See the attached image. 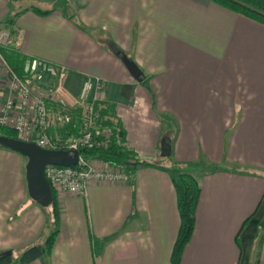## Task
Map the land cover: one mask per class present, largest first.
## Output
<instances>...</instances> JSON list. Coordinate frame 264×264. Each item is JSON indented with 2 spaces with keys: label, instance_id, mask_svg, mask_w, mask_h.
Instances as JSON below:
<instances>
[{
  "label": "crops",
  "instance_id": "obj_1",
  "mask_svg": "<svg viewBox=\"0 0 264 264\" xmlns=\"http://www.w3.org/2000/svg\"><path fill=\"white\" fill-rule=\"evenodd\" d=\"M0 27L12 31L11 49L24 62L58 67L49 92L66 106L86 79L101 80L94 108L135 159L152 163L126 171V182L90 181L83 196L56 194L45 262L172 264L179 216L170 170L202 157L213 168L190 170L199 192L177 264H264V25L210 0H0ZM49 112L58 123V111ZM3 157L0 150V253L39 240L44 226L33 200L25 213L13 211L17 203L6 209L17 194L2 191ZM6 210L19 227L9 239Z\"/></svg>",
  "mask_w": 264,
  "mask_h": 264
},
{
  "label": "built area",
  "instance_id": "obj_2",
  "mask_svg": "<svg viewBox=\"0 0 264 264\" xmlns=\"http://www.w3.org/2000/svg\"><path fill=\"white\" fill-rule=\"evenodd\" d=\"M12 36L5 28H0V47L10 46ZM0 62L6 77L7 92L0 103V126L11 128L17 139L34 142L45 149H73L105 147L111 138L117 146H122L120 134L110 125L97 122L99 110L94 108V102L103 98L102 82L99 79H86L80 88L73 106L81 110L76 118H72L68 108L60 105L57 109L58 124H69L71 131L61 138L50 133L57 123L52 120L46 106L48 99L40 88L38 82L41 76L54 75L48 71L44 64L24 62L23 72L17 75L13 72L0 55ZM39 66L40 68H37ZM43 66L45 73L42 72ZM50 74V75H49ZM45 81V79H44ZM59 100H55V102ZM60 103H62L60 101ZM97 126V127H96ZM44 176L51 190L57 195L70 193L74 195L85 194L86 185L90 181L126 182L128 175L122 167L106 162L88 159L80 156L73 166L45 165Z\"/></svg>",
  "mask_w": 264,
  "mask_h": 264
},
{
  "label": "trees",
  "instance_id": "obj_3",
  "mask_svg": "<svg viewBox=\"0 0 264 264\" xmlns=\"http://www.w3.org/2000/svg\"><path fill=\"white\" fill-rule=\"evenodd\" d=\"M210 1L234 13L240 14L264 25V0ZM31 10L38 15H45L51 11L50 9L41 10L37 7H31ZM22 11L23 10L15 12L6 18L3 21V25L7 28H10L15 17ZM9 32L11 33L12 31ZM0 55L13 72H15L17 75L22 74L24 60L17 52L11 49V46L0 47ZM68 110L71 112V116L74 119L78 116L81 108L79 106H73L68 107ZM98 110L100 112L101 108ZM103 110H106V107ZM104 115L105 114H101V116L99 115V120L97 122L108 125L110 122L107 119H104ZM56 127L57 134L55 131L50 133L61 138H65L67 136V131H71L70 125L68 123H57ZM64 134H66V136L62 137ZM0 135L16 138L15 133L11 128L3 126H0ZM78 152L80 156L84 158L100 160L114 166L122 167L126 171H131L135 167L152 165L151 162L135 159L131 155L130 151L114 144L111 138L107 141L105 147L78 148ZM170 180L176 193V207L179 216V227L171 250L170 261L172 264H177L180 252L183 246L187 243L192 232L194 221L193 210L197 200L199 188L194 177L189 172L174 173L173 175H170ZM47 206L50 207L52 222H56L58 219V206L56 193L53 190H51V202ZM56 233L57 231L55 229H51L42 243H35L34 245L26 247L15 257H13V252H9V254H0V264H29L34 259L41 260L42 264H48L44 261V259L50 252Z\"/></svg>",
  "mask_w": 264,
  "mask_h": 264
},
{
  "label": "rangeland",
  "instance_id": "obj_4",
  "mask_svg": "<svg viewBox=\"0 0 264 264\" xmlns=\"http://www.w3.org/2000/svg\"><path fill=\"white\" fill-rule=\"evenodd\" d=\"M36 62H37V60L34 61V63H36ZM29 64H30V60H28V65ZM44 66H45V63H44ZM44 66H43L44 71H42V72L45 73V67ZM37 68H40V67L37 66ZM46 69L48 71H51L54 74V76H52V75L47 76V82H46V78H44L45 76L43 75L39 78L41 80H39L38 82H40V86H41L40 88H42L43 93L48 98V99H46V102H48V104H46V106L48 107V110H55L60 105H63V107L66 106L64 102L61 101L62 103H60V99H62L60 95L55 98L54 94H50V92H49V91H51L50 89L55 85V82L52 81L53 80L52 78L55 76L57 77V75L60 72L58 67H56L52 64H48ZM1 76H2V78H0V103L2 102V100L4 99V97L6 95V93H4L5 85H6V77L4 76V71L2 69L1 62H0V77ZM44 79H45V81H44ZM52 97L55 98L54 100H59V102L58 101L55 102L54 100H51L50 98H52ZM94 103H96V102H94ZM65 108H68V106H66ZM159 120L161 121L163 127H166L167 124H168V127H171V125H172L171 122H168L165 119V117L159 116ZM121 147L125 148L124 145H122ZM0 150H1V154L4 156L3 161H2V174H1L2 175L1 176L2 177V191L7 194L8 189H10L9 192H11L12 194L13 193L17 194V199L16 200L13 199V201H11V203H9V206L6 209L7 210L10 209V207L12 205L17 203L15 208L13 209V211H19V213H20V210L23 209L22 212L25 213V212H27L26 210H27L28 204L31 202L30 197L27 195V191L25 194L26 197H24V199H22V197L24 195V183H25L24 182L25 159L22 155L15 153L13 151H10V150L3 148L1 146H0ZM163 158H167V157H163ZM145 159L147 160L149 158H145ZM211 168H213L212 164H210L208 162H204V159L202 157H199L198 160L194 163H181V164L179 163V166L173 165L171 170H170V172H171L170 174L173 175L174 173H178V172H189L190 173V170H192V169L199 172V171H203V170H209ZM3 195L4 194H2V198H3ZM2 203H4L3 199H2ZM38 207L40 208V210L42 212V220L44 221V226L42 227V230L40 232V236L38 237L39 240H35L33 242H28V244H25L26 246H23V247H20V244H16L17 246L13 248L14 249L13 250V257L17 256L21 251H23V249H25L26 247H29L30 245H34L35 243H42L44 238H46L48 233L51 231L53 225H52V216L50 214V207L49 206H45V207L38 206ZM7 210L2 211V230L5 229L3 227V224L5 223L6 220H8L7 223L9 225V228H11L10 231H8L9 234L7 235V238L9 239L10 235L12 237L13 234H15V232H17L19 227L16 228V223L14 222L15 218L13 215L14 212L11 213L10 211H7Z\"/></svg>",
  "mask_w": 264,
  "mask_h": 264
},
{
  "label": "water",
  "instance_id": "obj_5",
  "mask_svg": "<svg viewBox=\"0 0 264 264\" xmlns=\"http://www.w3.org/2000/svg\"><path fill=\"white\" fill-rule=\"evenodd\" d=\"M116 56L126 68L130 76L140 82L143 74L138 66L128 59L122 52H116ZM0 146L18 153L25 158L24 181L27 195L39 206L45 207L51 202V189L44 176L45 165L73 166L76 164L78 151L73 149H45L37 146L34 142H26L17 138L0 135ZM170 154L169 143L162 138L160 140L159 155L164 157ZM10 251H4L0 254Z\"/></svg>",
  "mask_w": 264,
  "mask_h": 264
}]
</instances>
